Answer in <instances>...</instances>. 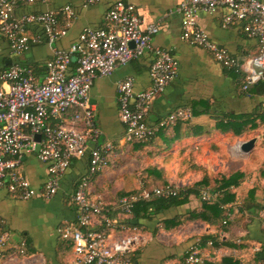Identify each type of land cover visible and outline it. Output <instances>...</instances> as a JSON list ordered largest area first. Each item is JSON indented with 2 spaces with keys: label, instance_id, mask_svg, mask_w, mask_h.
I'll return each mask as SVG.
<instances>
[{
  "label": "built area",
  "instance_id": "2783aa9c",
  "mask_svg": "<svg viewBox=\"0 0 264 264\" xmlns=\"http://www.w3.org/2000/svg\"><path fill=\"white\" fill-rule=\"evenodd\" d=\"M99 0H83L84 5ZM47 0H0V38L12 52L20 55L39 43L28 27H42L48 42L57 40L64 30L60 19L69 22L73 9L26 12L16 16L19 7L46 3ZM219 6L227 12L222 26L240 23L242 31L257 40V51L238 60L213 42L197 22L199 11L214 12ZM182 39L211 53L221 66L241 75L240 91L251 89L264 79V1L263 0H182ZM158 24H143L133 5L116 1L106 12L102 27L87 29L68 49H53L45 63V74L38 81L31 67L13 63L0 70V192L18 200L51 199L59 189L60 178L73 159L89 150L86 172L79 178L68 202L75 208L73 222L58 226L57 234L71 244L72 255L66 264H137L134 253L146 242L145 232L129 222L139 200L169 196L178 186L167 185L140 194L105 202L91 197L93 179L109 165L114 150L112 141L99 144L101 130L95 121L90 87L97 78L108 77L118 66L153 53L149 65L150 86L134 90V78L127 76L116 83L118 117L125 126L124 142H144L161 128L176 120L192 117L191 108H175L150 125L145 122L152 99L178 74V62L170 50L154 47ZM75 58L74 70L70 64ZM39 136V139H36ZM24 154H34L46 164L47 177L34 188L19 171ZM202 200L212 201L218 193L208 188L200 192ZM213 241L207 242L213 246ZM25 243L10 245L9 233L0 224V254L13 250L24 254ZM202 247L192 243L178 264H201Z\"/></svg>",
  "mask_w": 264,
  "mask_h": 264
},
{
  "label": "crops",
  "instance_id": "0c3cea01",
  "mask_svg": "<svg viewBox=\"0 0 264 264\" xmlns=\"http://www.w3.org/2000/svg\"><path fill=\"white\" fill-rule=\"evenodd\" d=\"M116 1L118 0H99L96 4L84 5L83 0H47L46 3L17 8L16 16L19 17L26 12L58 10L63 6H70L74 16L67 23L60 19V29L64 30V33L53 42L47 41L40 25H30L28 33L37 36L39 43L20 55H15L8 42L0 38V70L13 63H20L32 69L45 66L53 55V49H68L79 40L85 30L102 27L106 12ZM123 1L133 5L143 24H158L159 30L153 36L152 45L170 50L179 67L177 76L150 102L146 121L152 125L175 108L182 106L191 108V122L195 124V128L199 127L202 130L212 129L217 118L223 119L222 124H226L228 120H235L238 123L246 121L244 128H248L250 124L247 117L250 116L259 126L246 133L236 136L233 132L211 131L209 137L185 141H188L190 150L197 149L198 141L207 143L211 139L216 141L218 149L226 150L225 140L231 138L242 143L255 139V149L259 141L264 148V122L260 123L264 111V85L254 86L250 95L243 94L240 91L238 73L221 66L207 50L182 39V16L178 12L182 0ZM226 12V8L222 6L210 13L199 11L197 22L213 42L238 60L253 55L257 51V40L248 37L242 31L240 23L222 26ZM152 56V51L148 50L139 59L118 66L112 75L95 79L90 87L89 95L95 110V121L101 130L98 142L100 144L112 141L119 146L110 154L109 165L91 184L92 198L113 201L141 185V180L137 181L135 175L125 176L121 171V161L130 157L131 153L122 151V145L125 144L123 140L125 127L118 117L116 83L130 76L134 78L136 92L148 88ZM44 74L43 70L36 69L38 81L43 79ZM184 127V124L180 125L176 133H181ZM246 134H250L249 139L244 138ZM181 143L176 144L172 151ZM88 159L89 150L80 158L71 161L60 178L58 191L49 200L35 197L24 201L15 199L4 191L0 192L1 227L8 231L10 245L21 241L25 243L24 254L15 250L12 253L3 252L0 254V264H66L71 258L72 248L69 242L57 234L56 229L58 226L73 222L76 218L75 208L68 199L77 181L86 172ZM210 161L197 160L188 164L187 161L181 160L180 163L188 164L185 167L191 170L197 166L207 167L206 163L209 164ZM233 164L236 165L232 167ZM231 165L229 169L243 170L246 162L242 160V166L239 162H233ZM18 168L34 188H40L46 180V164L34 154H24ZM193 172L195 174L197 171ZM207 174L212 175L210 172ZM177 181L181 187L195 182L186 184L184 178L175 182ZM246 183L248 182L244 181L242 184ZM236 189L235 199L223 205L226 212L235 218L234 221L232 219L225 234L219 227L209 226L201 220L189 219L190 213L201 208L199 200L191 199L185 205L170 209L161 218L144 222L147 228L144 231L146 242L134 253L136 263L178 264L189 246L199 241L203 253L201 264H228L227 259L236 260L239 264H264V210L257 217L247 218L239 210L240 196L246 190L239 193ZM174 217L181 223L177 227L166 228L163 222ZM214 236L215 239H211L213 246H208L209 238Z\"/></svg>",
  "mask_w": 264,
  "mask_h": 264
},
{
  "label": "trees",
  "instance_id": "16d2710c",
  "mask_svg": "<svg viewBox=\"0 0 264 264\" xmlns=\"http://www.w3.org/2000/svg\"><path fill=\"white\" fill-rule=\"evenodd\" d=\"M75 67V58L72 60L70 64V71L72 72ZM43 70L45 73V66H37L33 67V70L36 74V69ZM241 77V75L238 73ZM264 85V80L259 82L257 85ZM264 107V106H263ZM195 113V112H194ZM262 119L261 122H264V111L261 114ZM248 123L250 126L248 128H244L247 122H237L235 120L226 122V124H222L223 119H216L215 123L211 127L210 130H202L199 127L195 128V124L191 122V118L184 120H176L172 124L159 129L154 136L149 138L144 142L139 141H128L123 144L122 151L127 153L135 154V153H145L149 158H156L161 154L170 153L176 144L181 143V141L209 137L211 131H220L222 133L233 132L234 135H239L240 133L250 131L259 126L258 123L254 122V119L250 116L247 117ZM145 122L146 117H145ZM156 123V122H155ZM149 124V123H148ZM184 124L185 127L181 133L177 134V128ZM237 125V126H236ZM125 127V126H124ZM250 134H246L244 136L245 139H249ZM264 141V140H263ZM264 143V142H263ZM114 148L119 147L118 143L113 142ZM213 149L217 150L218 147L214 144L210 145ZM121 151V153H122ZM110 160V158H109ZM262 167L259 171V175L264 177V160H262ZM192 171H201L203 172V177L199 180L195 181L192 185L179 187L176 194H172L169 196H160L154 197L149 200H139L137 201L132 209L130 223L141 227L144 231H146V224H144L147 220H153L157 218H161L165 215L167 211L172 208L179 207L181 205H185L191 201V199L199 200L200 210L190 213L189 219H197L205 222L209 226L219 227L223 233L225 234L229 230V225L232 223V219L234 221L235 218H232L229 213L224 209V204L228 201L235 199V189L238 188L244 181H247L249 175L244 170H231L230 172H222L221 174L211 175L207 174L205 168L201 166H197L195 169H191ZM143 171L145 172V176L141 177V185L134 190H131L113 201H105V202H118L122 197L130 196L133 194H140L143 190H151L156 187H164L167 185L175 186L169 184L167 179L164 176V170L162 167H157L155 164L147 165ZM101 173V172H100ZM99 173V174H100ZM98 174V175H99ZM147 174V175H146ZM97 175V176H98ZM97 176L93 179L96 180ZM153 178L157 179L161 182L160 185H153ZM213 183L211 187L212 192L218 193L217 198L212 201L202 200L200 196V192L208 188L210 183ZM210 188V187H209ZM260 192L261 196L258 195ZM240 208L243 214L249 217H257L261 211L264 210V183L258 182V180L251 181L246 188L244 194L240 196ZM104 201V200H103ZM178 217V216H177ZM241 219L240 217H238ZM181 223L178 218L167 219L163 222V225L166 228H174L177 227ZM222 233V235H223ZM210 240H214V237L209 238ZM71 245V244H70ZM256 258V256H255ZM228 264H239L238 262L233 261L232 259H227Z\"/></svg>",
  "mask_w": 264,
  "mask_h": 264
},
{
  "label": "rangeland",
  "instance_id": "374dc122",
  "mask_svg": "<svg viewBox=\"0 0 264 264\" xmlns=\"http://www.w3.org/2000/svg\"><path fill=\"white\" fill-rule=\"evenodd\" d=\"M216 141H198L196 144L197 149L190 150L188 141H183L181 144L177 145L174 151L170 153L161 154L156 158H149L145 153H137L133 154L130 157L126 158L125 160L121 161V171L125 173V176L128 175H135L137 181L141 180L142 176H145V172L143 169L147 165L155 164L157 167H162L164 170V176L167 179L169 184L179 186V182H175L176 180H180V178H184L186 184H192L194 181L199 180L203 177V172L197 171L194 172L190 170L187 166L191 164L190 162L204 161L206 159L211 160L210 163H206L207 167H204L207 172H210L212 175L221 174L222 172H230L233 169L231 168V164L239 162L242 166V160H245L246 166L244 167V171L249 175L247 179L246 185L242 184L237 189L236 192H243L246 190L247 185L253 181L258 180L260 183H264V177L259 175V171L262 167V160H264V148L262 142L259 141L257 144V148L255 146L249 151L244 152L240 149V145L242 144L241 141H237L233 138L230 140H225L226 145L224 146L225 149H213L210 147L211 144L217 146ZM241 142V143H240ZM264 142V141H263ZM221 146V145H220ZM227 153H225V152ZM181 160L187 161L188 164H181ZM249 162V163H248ZM224 163V164H223ZM193 164V163H192ZM224 168H223V165ZM236 164H233L234 167ZM147 175V174H146ZM153 185H160L157 179L153 178ZM188 186V185H186ZM213 186V183H210V188ZM244 194V193H243ZM261 196L260 192L258 193Z\"/></svg>",
  "mask_w": 264,
  "mask_h": 264
},
{
  "label": "water",
  "instance_id": "95a60500",
  "mask_svg": "<svg viewBox=\"0 0 264 264\" xmlns=\"http://www.w3.org/2000/svg\"><path fill=\"white\" fill-rule=\"evenodd\" d=\"M36 139L38 140L39 139V136H36ZM254 142H255V139H250L248 141H245V142H243L241 144L240 149L243 152H249L253 148Z\"/></svg>",
  "mask_w": 264,
  "mask_h": 264
}]
</instances>
